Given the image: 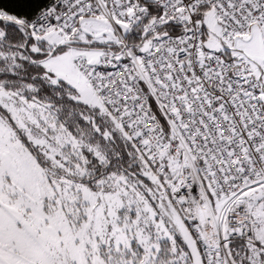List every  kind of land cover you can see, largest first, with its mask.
I'll return each mask as SVG.
<instances>
[{
  "label": "snow or ice",
  "instance_id": "1",
  "mask_svg": "<svg viewBox=\"0 0 264 264\" xmlns=\"http://www.w3.org/2000/svg\"><path fill=\"white\" fill-rule=\"evenodd\" d=\"M0 264H264V0H0Z\"/></svg>",
  "mask_w": 264,
  "mask_h": 264
}]
</instances>
